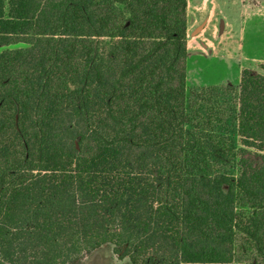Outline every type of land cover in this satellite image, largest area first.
Listing matches in <instances>:
<instances>
[{"label":"trees","instance_id":"trees-1","mask_svg":"<svg viewBox=\"0 0 264 264\" xmlns=\"http://www.w3.org/2000/svg\"><path fill=\"white\" fill-rule=\"evenodd\" d=\"M187 6L0 0V264H264V74L190 93Z\"/></svg>","mask_w":264,"mask_h":264},{"label":"rangeland","instance_id":"rangeland-1","mask_svg":"<svg viewBox=\"0 0 264 264\" xmlns=\"http://www.w3.org/2000/svg\"><path fill=\"white\" fill-rule=\"evenodd\" d=\"M257 14L262 18L257 19ZM187 45L189 92L218 85L234 93L244 69L264 74V4L258 6L257 0H188ZM20 46L25 44L11 47ZM217 123L216 129L235 135L228 116L224 119L223 113L219 114ZM235 139L236 146H240L236 135ZM226 167L238 173L237 166ZM104 244L110 245L116 264H131L128 257H118L113 243Z\"/></svg>","mask_w":264,"mask_h":264},{"label":"crops","instance_id":"crops-1","mask_svg":"<svg viewBox=\"0 0 264 264\" xmlns=\"http://www.w3.org/2000/svg\"><path fill=\"white\" fill-rule=\"evenodd\" d=\"M263 0H257V5H263ZM257 19L262 18L260 14H257ZM109 244H104L99 248L95 249L92 253L84 256L83 258L79 259L76 263L77 264H116L114 262V258L111 257V247ZM126 258V257H125ZM125 258H123L125 260ZM83 261V262H82ZM120 261V260H119ZM123 261V260H122ZM81 262V263H80Z\"/></svg>","mask_w":264,"mask_h":264}]
</instances>
